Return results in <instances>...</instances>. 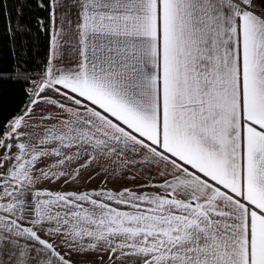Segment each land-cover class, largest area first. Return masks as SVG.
Here are the masks:
<instances>
[{"label":"snow or ice","instance_id":"snow-or-ice-1","mask_svg":"<svg viewBox=\"0 0 264 264\" xmlns=\"http://www.w3.org/2000/svg\"><path fill=\"white\" fill-rule=\"evenodd\" d=\"M16 2L0 264H264V0Z\"/></svg>","mask_w":264,"mask_h":264},{"label":"trees","instance_id":"trees-1","mask_svg":"<svg viewBox=\"0 0 264 264\" xmlns=\"http://www.w3.org/2000/svg\"><path fill=\"white\" fill-rule=\"evenodd\" d=\"M6 7L4 9L5 15L11 13L13 17H15V9L18 7L16 0H5ZM26 15L29 17L33 16L35 13L31 11L30 8L25 9ZM26 26L32 27L30 20H25L23 22ZM4 27V17L0 16V46L3 47V55L5 58L8 57L9 54V45L11 40L9 37L5 36L3 33ZM20 41H27L29 43V47L31 48L33 45L39 48V54L37 55V60L43 59L45 56V40L42 35L39 36V39L36 38V30L32 28V35H17L16 36V45L19 47ZM32 55V52L29 53ZM0 90L3 91L4 97L6 101H11V103H6L5 108L6 110H11L12 108L16 107V104L19 103L22 99H24L23 94L19 90V85H14L11 83H5L0 85ZM18 110V109H17Z\"/></svg>","mask_w":264,"mask_h":264}]
</instances>
